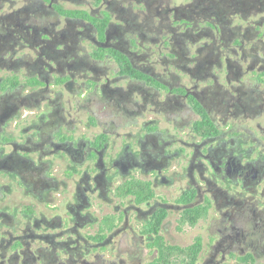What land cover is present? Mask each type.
Masks as SVG:
<instances>
[{
  "label": "flooded vegetation",
  "instance_id": "af4514ba",
  "mask_svg": "<svg viewBox=\"0 0 264 264\" xmlns=\"http://www.w3.org/2000/svg\"><path fill=\"white\" fill-rule=\"evenodd\" d=\"M0 73V264L264 263V0H0Z\"/></svg>",
  "mask_w": 264,
  "mask_h": 264
},
{
  "label": "trees",
  "instance_id": "16d2710c",
  "mask_svg": "<svg viewBox=\"0 0 264 264\" xmlns=\"http://www.w3.org/2000/svg\"><path fill=\"white\" fill-rule=\"evenodd\" d=\"M144 184V183H141ZM145 187H139V190H137V193L139 194V199L145 200V199H149L152 195H146L148 188L146 189V191L144 192ZM122 189H127V193L129 192L130 189V185L129 183H127V185H125L124 187H122ZM186 216H194L193 220H184V222L182 224H185L186 221H189V224L191 226H195L197 225L198 221L205 219L208 215V207H199L196 208L193 211H190L188 213L185 214ZM160 242H162L161 244V256L158 260V263H162V264H170L171 261L175 258L178 257L180 255H187V257H193L194 259H196L203 250V243H202V239L198 238L193 245H191L190 247L186 248V249H180V248H167L165 247L164 243V239L160 238L159 239ZM184 252V253H182Z\"/></svg>",
  "mask_w": 264,
  "mask_h": 264
},
{
  "label": "rangeland",
  "instance_id": "374dc122",
  "mask_svg": "<svg viewBox=\"0 0 264 264\" xmlns=\"http://www.w3.org/2000/svg\"><path fill=\"white\" fill-rule=\"evenodd\" d=\"M65 7L69 8L71 6L69 4H66ZM0 76H2V73H0ZM215 215H216V212L213 210L211 212V217H213ZM211 229L214 230L213 225L211 224V221H207V222L201 221L197 225V227L194 229H189L188 227H185V232L181 235L179 232L174 230V228H172L171 233L173 235H175L178 239H179V237H182L184 239V244L190 243L193 236H196V235L202 236L204 239V250H203L202 256L204 257L206 255L208 249H209L210 242L213 241V239H214L213 235L211 234ZM172 261H174V260H172ZM174 263H175V261H174Z\"/></svg>",
  "mask_w": 264,
  "mask_h": 264
}]
</instances>
